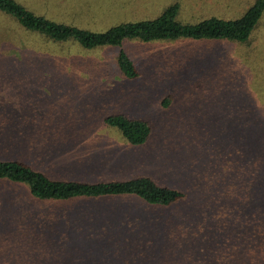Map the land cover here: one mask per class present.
Returning a JSON list of instances; mask_svg holds the SVG:
<instances>
[{
    "label": "rangeland",
    "instance_id": "rangeland-1",
    "mask_svg": "<svg viewBox=\"0 0 264 264\" xmlns=\"http://www.w3.org/2000/svg\"><path fill=\"white\" fill-rule=\"evenodd\" d=\"M15 1L102 31L173 1L181 22L231 20L252 0ZM13 23L0 14V160L55 180L149 177L182 196L40 200L0 180V264H264V13L242 45L126 40L132 79L119 73L116 47L41 41ZM118 113L149 123L143 143L103 122Z\"/></svg>",
    "mask_w": 264,
    "mask_h": 264
},
{
    "label": "trees",
    "instance_id": "trees-1",
    "mask_svg": "<svg viewBox=\"0 0 264 264\" xmlns=\"http://www.w3.org/2000/svg\"><path fill=\"white\" fill-rule=\"evenodd\" d=\"M178 10L179 1H173L155 17L122 21L105 30L93 31L36 15L15 0H0V14L14 22L15 29L36 34L42 37L41 41L61 43L68 40L84 49L116 47L118 50L115 62L118 71L129 79L138 76L139 73L134 61L122 49L124 41L134 39L147 43L155 40L222 39L236 44H247L250 34L264 13V0H252L237 18L231 20L209 16L196 22H181L177 19ZM12 63L16 65V59ZM58 65L61 68V63ZM170 103L169 94L161 99V105L164 108H167ZM103 122L115 128L130 145L143 143L151 131V126L146 120L120 113L105 116ZM241 140H243L242 136ZM241 164L243 169L242 160ZM243 178L241 174V179ZM0 180L23 183L28 193L40 200H69L70 202L80 198L135 195L147 204L169 205L182 196L180 192L158 185L149 177L96 182L55 180L15 160H0Z\"/></svg>",
    "mask_w": 264,
    "mask_h": 264
},
{
    "label": "crops",
    "instance_id": "crops-1",
    "mask_svg": "<svg viewBox=\"0 0 264 264\" xmlns=\"http://www.w3.org/2000/svg\"><path fill=\"white\" fill-rule=\"evenodd\" d=\"M61 212H62V215H61V213L58 215V211L55 212V214H54L55 215V219L63 218L64 217V214H65L64 211H61Z\"/></svg>",
    "mask_w": 264,
    "mask_h": 264
}]
</instances>
